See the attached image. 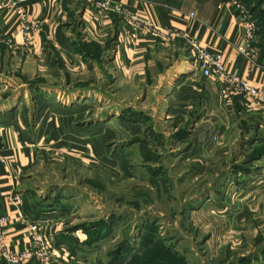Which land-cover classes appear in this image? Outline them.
I'll use <instances>...</instances> for the list:
<instances>
[{
    "label": "rangeland",
    "instance_id": "374dc122",
    "mask_svg": "<svg viewBox=\"0 0 264 264\" xmlns=\"http://www.w3.org/2000/svg\"><path fill=\"white\" fill-rule=\"evenodd\" d=\"M111 48L70 94L29 95L43 138L29 187L84 235L85 264H264V147L180 84L105 67Z\"/></svg>",
    "mask_w": 264,
    "mask_h": 264
},
{
    "label": "crops",
    "instance_id": "0c3cea01",
    "mask_svg": "<svg viewBox=\"0 0 264 264\" xmlns=\"http://www.w3.org/2000/svg\"><path fill=\"white\" fill-rule=\"evenodd\" d=\"M96 1L23 0L20 6L27 18L38 23L28 43L22 41L15 9L0 10V114L11 112L9 118L0 117V153L6 160L0 163V217H7L0 223L4 232L0 243L11 251L29 247L28 225L36 223L37 232L52 242L55 256L50 264H85L81 253L88 250L81 246L83 234L67 231L68 216L58 211L59 202L44 201L37 189L29 187L33 170L41 163L38 145L43 138L36 133L39 116L26 115V110L29 95H68L71 76L93 69L95 61L77 50L92 44L100 49L115 46L105 67L116 65L127 76L180 84L193 107L211 106V114L218 118L223 107L233 125L242 124L254 136L252 143L264 147V107L244 95L223 96L219 79L204 76L195 59V46L220 51L232 74L264 89V36L257 34L256 61L241 55L237 45L242 42L243 19L231 4L225 1L218 9L222 0H115L125 4L127 14L139 15L142 22L136 25L122 14L99 11ZM9 195L15 197L13 202ZM67 257L69 263H64ZM20 264L41 263L32 259Z\"/></svg>",
    "mask_w": 264,
    "mask_h": 264
},
{
    "label": "built area",
    "instance_id": "2783aa9c",
    "mask_svg": "<svg viewBox=\"0 0 264 264\" xmlns=\"http://www.w3.org/2000/svg\"><path fill=\"white\" fill-rule=\"evenodd\" d=\"M22 1L23 0L0 2V10L3 8H8L9 10L11 8L15 9L17 14V27L21 34L22 41L23 43H28L31 40L32 33L37 30L38 23L27 18L25 11L20 6V2ZM225 1L231 4L243 19L242 42L237 45V50L247 60L254 62L259 56L255 45L257 42L256 21L241 0H222L217 8L221 9ZM95 6L102 12L122 14L130 23L137 25L142 22V19L137 13L127 14L125 12V4L121 1L97 0ZM190 16H193V14L190 13ZM195 48V59L199 70L204 76L219 79L223 96L244 95L248 97L253 104L264 107V89L252 85L247 78L232 74L226 66V61L222 52L211 51L207 48L198 46H195ZM5 162V158L0 153V163L4 164ZM14 200L15 197L13 195L8 196L9 202H13ZM6 220L7 217H0V223H4ZM28 228L32 234L29 247L20 251H11L6 248L4 243H0V263L5 260L10 264H20L34 259L41 264H50L51 259L55 256L52 242L41 233L37 232V229H39L38 224L31 223L28 225ZM3 235L4 232L1 230L0 236Z\"/></svg>",
    "mask_w": 264,
    "mask_h": 264
},
{
    "label": "trees",
    "instance_id": "16d2710c",
    "mask_svg": "<svg viewBox=\"0 0 264 264\" xmlns=\"http://www.w3.org/2000/svg\"><path fill=\"white\" fill-rule=\"evenodd\" d=\"M255 1V0H241V2L245 3L246 6L248 7V11L251 13V15L253 16V18L256 21V25H257V34H261L262 36H264V19H261L260 16H258L260 13L261 15L264 14V9H261V12H258L260 9V5L264 4V0H257L259 1L258 6L255 5H249L250 2ZM259 32V33H258ZM100 50V47L98 45H90L87 46L86 48L84 47L81 50H77L79 52L88 54L90 57L91 55L93 56L94 53H98V51ZM96 56H94L95 58Z\"/></svg>",
    "mask_w": 264,
    "mask_h": 264
}]
</instances>
